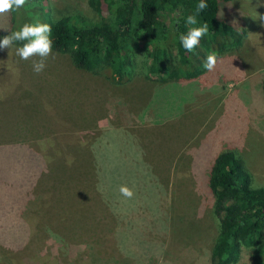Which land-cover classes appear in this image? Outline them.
Masks as SVG:
<instances>
[{"label":"rangeland","instance_id":"374dc122","mask_svg":"<svg viewBox=\"0 0 264 264\" xmlns=\"http://www.w3.org/2000/svg\"><path fill=\"white\" fill-rule=\"evenodd\" d=\"M44 4L51 18L67 11L85 19L97 16L85 0H44ZM218 8V18L242 22L247 36L240 46L218 56L213 71L204 69L196 80L159 82L146 77L149 62L143 52L134 54L131 78L112 84L76 70L66 55L52 52L37 74L32 61L39 57L25 61L15 54L17 46L0 49V148L19 142L39 151L43 145L49 148L50 140L64 146L83 138L95 146L99 144L95 140L102 139L106 163L121 162L125 176L136 175V181L141 177V223L131 213V220H110L111 226L130 221L134 230L133 225L141 224L138 246L131 235L119 244L125 264H209L217 220L206 179L220 152L234 153L249 172L252 186L264 187V105L259 83L264 73V20L260 19L264 0H231ZM7 13L0 15V32ZM24 15L19 10L15 19ZM44 131L53 133L41 137ZM7 166L0 161V180L5 173L13 180ZM96 190L100 193L101 187ZM116 202L109 209L98 204L96 219L118 209ZM0 208L3 213L8 207ZM2 222L7 221L2 218ZM101 222L107 225L104 219ZM84 248L73 242L64 246L43 235L24 261L84 264L82 259L71 262ZM116 255L109 251L110 264H119ZM238 264H248L246 257Z\"/></svg>","mask_w":264,"mask_h":264},{"label":"trees","instance_id":"16d2710c","mask_svg":"<svg viewBox=\"0 0 264 264\" xmlns=\"http://www.w3.org/2000/svg\"><path fill=\"white\" fill-rule=\"evenodd\" d=\"M230 1L204 0L207 8L197 15V26L208 24V33L192 53L183 49L178 36L192 27L185 19L196 12L200 0H85L86 7L97 14L95 19L69 11L51 18L44 0H27L19 9L24 10V18L15 19L19 10L9 11L0 35L3 38L24 23L38 20L51 25L53 53L66 55L73 68L103 82L126 83L137 52L145 54L149 62L146 77L154 81L196 80L204 71V57L211 52L220 56L240 46L247 36L242 22L232 24L217 16L218 4ZM259 83L264 105V73ZM87 140L72 139L64 146L50 140L49 148L43 145L41 152L19 142L6 150L0 148V161L14 173L13 180L9 173L0 180V205L8 207L3 213L0 208V264H25L24 258L37 248L43 235L64 246L84 244L71 261L82 259L84 264H110L109 251H115L119 264H125L119 244L129 239L128 235L135 245L141 243V224L133 225L135 230L130 221L126 226L110 224L115 218L131 220L130 213L141 223V177L136 181V175L125 176L121 162L106 163L108 153L102 139L101 143L95 140L99 143L95 146ZM96 185L104 192H96ZM121 185L132 190L131 199L120 194ZM159 192L165 200L166 193ZM206 192L217 220L209 264H238L242 256L248 264H264V187H253L241 160L223 151L209 168ZM113 200L119 208L101 213L97 220L98 204L109 209Z\"/></svg>","mask_w":264,"mask_h":264},{"label":"clouds","instance_id":"9594fccd","mask_svg":"<svg viewBox=\"0 0 264 264\" xmlns=\"http://www.w3.org/2000/svg\"><path fill=\"white\" fill-rule=\"evenodd\" d=\"M27 3V0H0V15L5 14L12 10H19L23 8ZM207 8V4L204 0L196 5V12L192 15H188L185 19V24L189 27L186 33H181L178 36L179 42L183 49L192 53L199 45L202 37L208 33V24L198 25L197 15ZM264 20V16L260 17ZM52 28L47 23L39 22L38 20L33 23H24L18 30L0 39V49H10L14 42L21 43V46L15 49V54L22 60H29L33 57H39L38 60L32 61L33 71L37 74L42 72L46 66L48 57L52 54ZM53 58H55L53 56ZM218 63V55L216 52L209 53L202 65L204 69L211 72L215 69ZM120 194L131 199L133 192L125 185H121L119 188Z\"/></svg>","mask_w":264,"mask_h":264}]
</instances>
